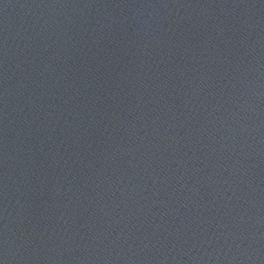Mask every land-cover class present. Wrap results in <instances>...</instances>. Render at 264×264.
I'll return each instance as SVG.
<instances>
[{
  "label": "water",
  "instance_id": "1",
  "mask_svg": "<svg viewBox=\"0 0 264 264\" xmlns=\"http://www.w3.org/2000/svg\"><path fill=\"white\" fill-rule=\"evenodd\" d=\"M0 264H264V0H0Z\"/></svg>",
  "mask_w": 264,
  "mask_h": 264
}]
</instances>
